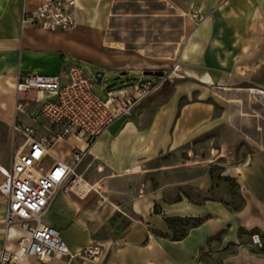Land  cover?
<instances>
[{"label":"crops","instance_id":"obj_1","mask_svg":"<svg viewBox=\"0 0 264 264\" xmlns=\"http://www.w3.org/2000/svg\"><path fill=\"white\" fill-rule=\"evenodd\" d=\"M41 1L0 0V166L11 165L21 142L12 124L16 120L31 124L30 114L52 99L44 92L16 93L18 72L56 75L64 82L67 66L99 54L100 45L132 60L127 65L120 62L121 70L127 66L142 72L176 68L166 87L143 99L129 116L115 120L88 147L83 140L65 139L78 143L71 148L87 147L82 162L93 167L84 176L78 171L81 162L77 172L90 191L79 197L57 190L41 222L57 229L73 252L98 241L92 240L93 232L108 219L125 217L126 222L104 243L96 261L51 256L39 262L264 264V0H77V26L72 31L21 26L22 10L35 8ZM130 2L150 5L153 14L136 20L150 21L149 32L165 40L154 46L159 51L150 58L141 49L104 44L105 30L116 17L113 8ZM176 32L177 44L169 41ZM131 83L122 79L114 87ZM104 87H99L101 95ZM18 98L25 103L24 112L15 109ZM207 135L217 141L213 155L203 159L198 154L194 160L189 151L193 154L194 142ZM236 145L245 148L244 153H236ZM71 148L59 150L56 157L64 158ZM181 153L185 163L168 170L181 169L183 175L166 186L151 185L148 174L161 169L154 161ZM207 164L221 166V179L213 180ZM96 170L102 175L93 180L90 175ZM128 171L135 172L118 176ZM138 177L139 184L117 195L106 190L110 182L127 184ZM224 177L236 183L235 194ZM2 201L5 208L0 194ZM176 217L199 218L200 223L173 239L168 220ZM13 231L11 227L7 234L5 226L0 228L6 234L7 249L16 246L9 242ZM253 233L260 235L262 247L252 243Z\"/></svg>","mask_w":264,"mask_h":264},{"label":"built area","instance_id":"obj_2","mask_svg":"<svg viewBox=\"0 0 264 264\" xmlns=\"http://www.w3.org/2000/svg\"><path fill=\"white\" fill-rule=\"evenodd\" d=\"M76 14L77 0H43L35 8H24L20 23L44 30L72 31L77 26ZM175 68L154 76L156 79H138L125 88L106 86L102 89L103 95L95 91L96 74H87L76 63L67 66L64 82L56 75L17 73L16 93L44 92L52 99L44 100L30 114L31 124L17 120L12 124L14 136L21 142L13 153L11 165L0 166V194L6 201L4 226L7 234L14 228L13 237L17 241L12 251L0 250V264H25V258L45 260L51 256L83 262L97 260L104 248L103 242L92 241L73 252L57 229L41 222V215L57 190L74 192L79 197L90 191V187L76 190L80 183L88 185L77 172L87 147L110 124L129 116L143 99L168 81ZM15 109L25 111V103L19 98ZM71 137L83 140L87 147H72L64 158L54 156L52 147ZM48 158L51 163L43 167V161ZM251 241L262 247L258 233L251 234Z\"/></svg>","mask_w":264,"mask_h":264},{"label":"rangeland","instance_id":"obj_3","mask_svg":"<svg viewBox=\"0 0 264 264\" xmlns=\"http://www.w3.org/2000/svg\"><path fill=\"white\" fill-rule=\"evenodd\" d=\"M153 14V11H151L150 5L139 7L136 5V3L130 2V3H120L116 5L113 8V16L114 20L110 22L109 28H106L105 30V46L107 47H118V46H125L129 50H135V49H141L143 54L145 52V55L147 58H150V56H154V53L156 51H159L158 48H154V46L160 45L165 40H162V38H154V34L150 33L147 29V25L150 24V21L141 22L140 20H136L137 16H151ZM179 24L176 23V31L178 30ZM169 41H173L175 44H177L178 36L177 32L176 35ZM99 54L93 55V56H87L90 58H79L75 60V63L81 66L84 71L89 74L95 76L96 72L98 74L95 77V91L99 93V87L101 85L106 86H119L121 84V80H126L129 82H135L138 79L143 78H152L156 79L154 76H148L144 75L143 72L139 69H132L126 67L125 70L119 69V65H127L131 64L132 60L129 59V57L119 58L118 55L112 54L106 47L99 46ZM161 51V50H160ZM135 57V56H134ZM125 60V61H124ZM122 62V64H120ZM173 68V67H172ZM164 73H167V70H164ZM101 77V80L98 78ZM172 78V77H171ZM171 78L166 81L164 84L161 85L157 90L166 87L168 82H170ZM156 90V91H157ZM151 95V94H150ZM208 139V140H207ZM77 146V142L71 140H65L60 143H56L52 147V154L54 156H57L59 154V150H64L66 148H71V146L75 145ZM217 146V141L215 138L211 135L203 136L200 139L196 140L193 144V151L192 154L189 151V154L193 157L194 160L199 159L197 156L198 154L202 156L203 159L210 158L211 154L213 155L214 151L213 148ZM236 153H244L245 148L240 149V145H236ZM186 158L185 153L181 154H166L163 155L160 159H157L154 161V164L157 166H161L160 170H154L153 172L148 174L149 183L153 186L156 185H165L167 181H170L172 179H179L183 173L180 171L181 169H177L175 171L168 170L172 165L178 166L180 163H185L184 159ZM51 162V159L48 158L43 161L42 166L47 167L49 163ZM82 162V161H81ZM79 167V166H78ZM91 165H88L85 163V161L82 162V164L79 167V172L82 173V175L86 176L89 171L91 170ZM209 174L213 178V180L221 179L220 177V165L218 164H207L206 165ZM140 169H137V171ZM179 170V171H178ZM135 171H128L123 172L121 174H118V176H127L131 173H134ZM111 176H113V172L110 173ZM102 175L101 171H94L90 178L95 180L97 177ZM133 182L128 181L127 184L124 181H114L110 182L107 185V191L111 194L117 195L119 192H122L125 187L129 186L132 187V185L139 184L141 178L138 177V179L133 178ZM224 181L227 184V187L229 191H231L233 194H235L236 190V183L233 179L229 177H224ZM166 186V185H165ZM105 189H102V194L107 196V191ZM238 202V200H237ZM238 204V203H237ZM236 204V205H237ZM235 205V206H236ZM158 210V205L155 204L154 211ZM4 201L0 203V228L4 227ZM118 217V216H117ZM116 222V223H115ZM126 222L125 217H112L106 221V223H103L101 228H99L97 231L93 232V239L92 240H98L100 242H107L111 236H116L119 233V227L121 224H124ZM168 223L170 224V227L172 228V233L170 236L172 238L177 237L183 233V231H186L190 224H193L194 221L191 218H170L168 220ZM111 227H115L114 230H111ZM17 237H13V240H9V242H12L16 245ZM6 244H8V240L6 238V234L0 232V250L3 248H6ZM14 248L13 246L9 247L8 250L12 251ZM40 260H37L35 258H25L24 262L25 264H44L43 262H39ZM90 262V261H87Z\"/></svg>","mask_w":264,"mask_h":264},{"label":"trees","instance_id":"obj_4","mask_svg":"<svg viewBox=\"0 0 264 264\" xmlns=\"http://www.w3.org/2000/svg\"><path fill=\"white\" fill-rule=\"evenodd\" d=\"M192 220L194 221V223L190 224V227L191 226H195V225L200 223V219L199 218H193ZM185 233H186V231H183V233L181 235H179L177 237H174L173 239H180V238H182L185 235Z\"/></svg>","mask_w":264,"mask_h":264},{"label":"water","instance_id":"obj_5","mask_svg":"<svg viewBox=\"0 0 264 264\" xmlns=\"http://www.w3.org/2000/svg\"><path fill=\"white\" fill-rule=\"evenodd\" d=\"M145 75H150V76H160L163 74V71L160 70V71H152V70H149V71H145L143 72Z\"/></svg>","mask_w":264,"mask_h":264},{"label":"bare ground","instance_id":"obj_6","mask_svg":"<svg viewBox=\"0 0 264 264\" xmlns=\"http://www.w3.org/2000/svg\"><path fill=\"white\" fill-rule=\"evenodd\" d=\"M90 185H86L84 183H80L79 185H77L76 190L77 191H82L85 190L84 188H88ZM83 193V192H82ZM7 249V248H6Z\"/></svg>","mask_w":264,"mask_h":264}]
</instances>
